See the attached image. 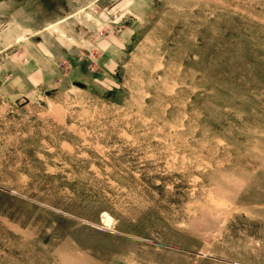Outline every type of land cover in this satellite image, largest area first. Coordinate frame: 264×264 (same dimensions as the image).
Listing matches in <instances>:
<instances>
[{"label":"rangeland","instance_id":"obj_1","mask_svg":"<svg viewBox=\"0 0 264 264\" xmlns=\"http://www.w3.org/2000/svg\"><path fill=\"white\" fill-rule=\"evenodd\" d=\"M0 264H264V0H0Z\"/></svg>","mask_w":264,"mask_h":264}]
</instances>
